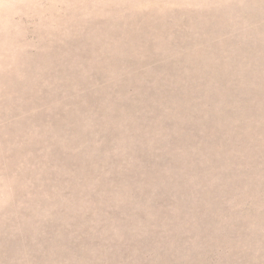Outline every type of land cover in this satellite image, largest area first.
Masks as SVG:
<instances>
[{
	"label": "rangeland",
	"instance_id": "1",
	"mask_svg": "<svg viewBox=\"0 0 264 264\" xmlns=\"http://www.w3.org/2000/svg\"><path fill=\"white\" fill-rule=\"evenodd\" d=\"M0 264H264V0H0Z\"/></svg>",
	"mask_w": 264,
	"mask_h": 264
}]
</instances>
